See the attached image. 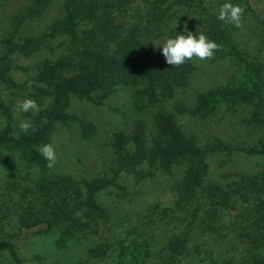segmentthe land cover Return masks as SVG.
I'll list each match as a JSON object with an SVG mask.
<instances>
[{"label": "rangeland", "instance_id": "1", "mask_svg": "<svg viewBox=\"0 0 264 264\" xmlns=\"http://www.w3.org/2000/svg\"><path fill=\"white\" fill-rule=\"evenodd\" d=\"M63 2L54 0L40 9L35 0H0V74L22 86L17 88L7 79L0 80V134L32 136L41 155L48 142L55 152L49 167L44 156L40 162L31 159L34 155L29 146L0 142V238L11 240L18 253L16 259L9 250H0V264H157L158 252L168 240L182 238L188 241L184 253L177 256L178 264H209L211 257L241 261L248 233L254 228L252 215L261 212L256 205L264 204L257 192L243 199L236 188L237 184L241 188L243 176L264 169V156L248 154L243 149L264 145V105L257 96L264 94V89L250 80L249 70L236 58L232 46L254 63L264 78V0H232L244 9L240 27L216 19L225 0H198V9L183 8L171 14L165 31L157 36L158 44L176 35V30L208 32L213 23L225 30L230 42L220 44L211 58L194 60L196 67L174 97L139 108L133 96L134 86L122 84L104 99L100 97L101 90L93 91L94 97L89 99L70 96L65 106L67 119L50 124L66 96L62 90H53L50 82L37 78L45 61L55 63L70 52V38L49 34L55 21L64 16ZM156 3L157 0H136L131 6L133 11L140 9L142 26L149 23L147 9L151 8L156 27L143 30L149 38L155 36L154 30L166 25L157 18V12L166 5ZM123 19L130 21L131 17ZM210 93L201 114L180 113L175 107L179 103L198 105ZM25 99L35 101L37 108L21 110L19 104ZM159 110L174 112L178 123L196 134L207 150L204 194L199 195L197 188L192 199L184 197L183 165H174L167 173L158 163H139L135 157L130 158L135 143L125 145L123 153L115 146L114 135H131L139 121L144 122V138L152 146L158 133L154 114ZM22 122L29 124L27 131L21 129ZM95 180L106 183L96 193V201L110 214L106 222L91 223V227L79 228L67 237L60 229L48 230L43 221L30 228L20 221L30 213V207L33 216L40 215V222L53 208L56 196L46 194L43 184L63 182L72 196H77L79 187L85 198L80 188L84 181ZM213 185L228 193V205L220 202L221 190L214 191L216 200L206 193ZM243 191L248 193V187ZM78 217L82 221L87 218L83 212ZM35 220L31 217L30 221ZM72 224V220L66 222L67 226ZM137 235L143 244L144 238L149 241L155 254L140 262L130 253L119 258V242L138 251ZM100 246H104L103 255L90 252Z\"/></svg>", "mask_w": 264, "mask_h": 264}, {"label": "trees", "instance_id": "2", "mask_svg": "<svg viewBox=\"0 0 264 264\" xmlns=\"http://www.w3.org/2000/svg\"><path fill=\"white\" fill-rule=\"evenodd\" d=\"M53 1L35 0V3L42 9L44 6H49ZM134 1L136 0H64L62 4L64 16L60 21L58 20L59 18L55 21L49 34L70 38L69 41L71 42L67 43L69 44L70 52L58 58L55 63L50 64L45 61L40 66L41 72L38 75L39 78H37L40 82H50L53 85V90H62L64 91V96H66L64 103L60 107L57 106L55 110L57 114H54L50 124L53 120L67 119L65 106L69 103V98L72 95L89 99L94 97L93 91L101 90L100 97L104 99L115 92L118 86L130 83L134 86L133 96L136 104H139V108H146L156 105V103L158 104L164 99L174 97L177 88L188 80L190 73L196 67L195 61L188 60L178 67L171 66L165 62V57L160 49L154 46L153 42L158 44V41H156L157 36L165 31L166 22L170 19L169 17L173 12L191 7L198 9L197 7H200L197 4L198 0H157L156 4L162 3L166 5L164 10L157 12L158 20L161 23H166V25L163 29L160 28L159 31L154 30L157 34L155 33L152 38H149L143 32L144 29L156 27L152 23L155 18L151 15V8L150 10L149 8L147 9L151 19L148 24L142 26L141 17H139L140 9L133 11V7H131ZM121 13L123 16L130 15L131 20H124ZM160 22L156 24L160 25ZM210 26L211 30L204 32L209 38L214 40L218 46L222 43L230 44L224 29L217 28L218 26L214 23ZM149 32L151 34V31ZM232 49L236 53V58L241 62L243 61L249 70L250 80L264 89V78L259 74L254 63L246 60L234 46H232ZM4 79L9 80L17 88L22 87L19 83H15L14 80L9 77L6 78V75L1 73L0 80ZM32 82L35 83L36 79L32 80ZM211 95L212 93L201 99L198 105L190 107L179 103L175 107L180 113L188 112L192 115H198L202 113L205 99ZM257 96L261 101L263 100L264 105V94L257 93ZM154 121L157 125L158 133L152 139V146L149 147L144 138V122L139 121L131 135H126L128 137L123 132H118L114 135V142L118 151L123 153L125 145L135 143V152L130 155V158L135 157L134 161L141 163L147 160L151 164L158 163L159 167L167 173L172 172L174 165H183L181 179L184 187V197L192 199L197 188L200 190L199 195L204 194V189L206 188L205 174L208 167L205 162L207 150L200 145L196 138L197 135L186 131L183 125L178 123L174 112L159 110L154 114ZM0 142L15 146L25 145V148L29 146L33 149L34 156L31 157L33 161L40 162L43 159L39 147H36L38 143L35 144L37 140L32 136L7 137L0 134ZM48 143L44 144L48 145ZM224 147L230 148L227 145H224ZM231 148L236 147L231 146ZM243 149L248 154L264 156V145L262 147L251 146ZM240 184L241 188L238 184L236 188L243 199L248 197L249 194L254 197V192L264 198V169L243 176ZM51 186H54L53 190ZM105 186V180L84 181L83 187L80 188L85 191V198H82V192L81 190L79 191V187L76 190L77 196H72L67 193L69 189L67 190L63 182L43 184L42 190L46 194L54 193L56 196L53 201L54 206H51L53 208L40 222V215L33 216L30 207V213L27 217L21 218L20 221L28 228L37 226L43 221V223H46L48 230L60 229L63 235L67 234V237H71L77 229L91 227V223L95 225L98 224L97 222H106L109 218L110 214L107 208L100 206L96 201V193ZM210 187L208 190L210 192L206 189V193L210 195L211 199H215L214 191L221 190L222 199L220 202L228 205V193L218 185ZM244 187H248V193L246 191L242 192ZM71 200L74 201L69 202ZM44 206L49 208L47 204ZM256 206L261 212L257 216L255 214L252 215L254 231L252 230L251 233H248L247 241L245 242L246 246L244 247L245 254L241 256L242 260L236 261L234 258L220 259L211 257L209 259L213 261L209 262V264H264V204ZM197 211H195L196 213L194 212V217L198 213ZM247 211L249 214L250 210ZM82 212L87 217L85 221L80 220L78 217V214ZM31 217L36 220L30 221ZM68 220L73 221L71 226L66 225ZM139 236H136L139 240V245L137 244L138 251H132L129 246L122 245V242H119L121 244L119 246V258L130 253L131 256L133 254L134 256L136 255L135 257L138 260L135 261L140 262V260L144 261L147 257L151 258V254H155V250L151 244L149 245V241L144 238L143 244V239L141 240ZM187 241L188 238L168 240L167 245L158 252L160 261L157 264H178L177 256L184 253ZM3 249L9 250L18 259L16 247L11 240L0 238V250ZM164 250L165 252H163ZM90 252L103 255L105 253L104 246L90 249ZM124 263L122 262L121 264ZM81 264H87V262Z\"/></svg>", "mask_w": 264, "mask_h": 264}, {"label": "clouds", "instance_id": "3", "mask_svg": "<svg viewBox=\"0 0 264 264\" xmlns=\"http://www.w3.org/2000/svg\"><path fill=\"white\" fill-rule=\"evenodd\" d=\"M243 14L244 9L239 4L233 3L232 0H225L219 7L216 19L232 24L235 27H240ZM176 32V35L168 36L159 44L153 42L154 46L159 48L165 57V62L171 66L178 67L188 60L203 61L211 58L218 48V44L214 40L198 29L195 33L187 29L183 31L176 30ZM19 107L23 111H28L30 109H36L37 105L35 101L25 99L19 104ZM20 127L27 131L29 124L22 122ZM41 151L43 156L50 162L49 167H51L52 162L55 160L53 147L51 145H45Z\"/></svg>", "mask_w": 264, "mask_h": 264}]
</instances>
